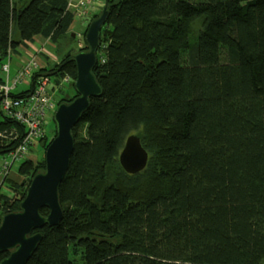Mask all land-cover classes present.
<instances>
[{
  "label": "trees",
  "instance_id": "1",
  "mask_svg": "<svg viewBox=\"0 0 264 264\" xmlns=\"http://www.w3.org/2000/svg\"><path fill=\"white\" fill-rule=\"evenodd\" d=\"M68 4L0 0V61L35 38L71 35ZM108 9L94 68L102 94L72 129L63 219L38 230L26 264H264V0H109ZM79 51L32 80L68 75L74 85ZM23 128L0 119V154ZM131 134L149 152L136 174L119 162ZM42 157L20 163L21 183L7 179L0 222L45 169Z\"/></svg>",
  "mask_w": 264,
  "mask_h": 264
},
{
  "label": "water",
  "instance_id": "2",
  "mask_svg": "<svg viewBox=\"0 0 264 264\" xmlns=\"http://www.w3.org/2000/svg\"><path fill=\"white\" fill-rule=\"evenodd\" d=\"M109 0H105L100 14L92 19L85 32L87 49L74 55L77 95L71 101H61L54 114L55 136L44 153L45 169L31 179L19 209L2 216L0 222V252L8 251L0 264H26L42 239L45 226H57L63 219L59 187L70 166L74 149L73 127L90 106L91 98L99 97L102 88L94 74L98 62L97 50L101 45V29L109 15ZM75 36V34H72ZM35 81L32 80L31 89ZM149 152L137 134L127 137L119 155L125 172L136 174L148 164ZM48 208L47 215L41 213Z\"/></svg>",
  "mask_w": 264,
  "mask_h": 264
},
{
  "label": "built area",
  "instance_id": "3",
  "mask_svg": "<svg viewBox=\"0 0 264 264\" xmlns=\"http://www.w3.org/2000/svg\"><path fill=\"white\" fill-rule=\"evenodd\" d=\"M104 1L69 0L68 6L74 15L86 19L93 9L103 6ZM10 58L9 54L8 61H4L1 66L6 77L0 83V112L3 116L23 125L24 128L15 147L8 152L7 156H3L2 168L6 174L11 170L14 162L31 159V148L36 146L38 140L41 142L46 137V122L54 120L58 106L55 96L61 91L63 82H69L68 75L62 76L60 80H57L55 76L46 75L40 77L32 90L33 72L44 67L39 58L33 56L25 61L11 78L9 76ZM23 84L28 87L15 93L18 86Z\"/></svg>",
  "mask_w": 264,
  "mask_h": 264
},
{
  "label": "rangeland",
  "instance_id": "4",
  "mask_svg": "<svg viewBox=\"0 0 264 264\" xmlns=\"http://www.w3.org/2000/svg\"><path fill=\"white\" fill-rule=\"evenodd\" d=\"M75 1V0H74ZM101 9H95L93 10L94 12H97ZM91 20L88 21V19H85L83 20L82 18L78 17L75 15L74 17V20H73V23H72V26H71V31H72V34H77V37L74 38L72 36V34H65L64 36L61 37V39L56 42V43H51L50 41L47 42V45L45 46L46 49L48 50V53L50 54V58H49V65H48V68H51L55 65V63H60V60H61V57L64 56V54L72 49L74 50H80V48L78 49V42L79 40H81L82 44L84 45L85 44V39H84V30H85V27L88 26V24L90 23ZM105 39V35H102V39ZM40 40V42H44V39L42 38H38ZM186 54L187 52H182V57H183V61H187L186 59ZM42 56H39L40 58H43V60L41 59V64H43V61H44V58L47 59L48 57L45 56L44 54H41ZM36 56L37 58H39L37 55H34ZM226 56H227V50L226 48H222L221 50V57H222V60L225 62L226 61ZM13 60H14V55H13V59H12V63H11V69L14 70L16 67L17 69H19L20 66H14V63H13ZM4 61H8V57L5 59V60H1L0 61V77L1 78H4V73L1 69V66H2V62ZM24 63V62H23ZM22 63V64H23ZM21 64V65H22ZM16 69V70H17ZM24 85V84H23ZM23 85H19L18 88L15 90V93H18L21 89H25L27 88L28 86H23ZM76 94V89L73 85V82H63V86L61 88V91L58 92L55 96V99H56V102H59L62 100V98H65L66 97V100L69 98V97H72ZM59 104V103H58ZM3 117L2 113L0 112V119ZM53 130H55V122L54 120L53 121H47L46 122V125H45V132H46V136H47V141H49L52 136H53ZM45 138V137H44ZM53 139V138H52ZM51 142V140H50ZM32 150V156H31V162L33 164V167L37 166L39 164V161L42 160V156L44 155L45 153V150L43 151L42 149V145L40 143V140L37 141L36 143V146L32 147L31 148ZM8 153H6L5 155L3 154H0V156H7ZM20 161H16L14 162L13 164V167H12V172H17V169H18V166L20 165ZM24 179V177H23ZM22 179V180H23ZM111 180H114V176L113 174L109 173V176L106 180L105 183H108V182H111ZM8 194L10 193V191H7V189H4ZM12 195H14L12 193Z\"/></svg>",
  "mask_w": 264,
  "mask_h": 264
},
{
  "label": "crops",
  "instance_id": "5",
  "mask_svg": "<svg viewBox=\"0 0 264 264\" xmlns=\"http://www.w3.org/2000/svg\"><path fill=\"white\" fill-rule=\"evenodd\" d=\"M70 30H71V28H70ZM41 45H43V47L45 48V50L48 51L46 49V47H45L47 45V42H46V44H45V42H40V40L38 38H36V40L34 42H31V43H29L27 45L21 44L20 46L17 47V50L11 54L10 62L12 63V59H13V55H14V60H13L14 66H16L18 64L17 66H20L21 67V64L23 62L30 60V58H32L34 55H37L38 57L39 56H42L39 53V51H42L40 49L42 47ZM45 55H48L49 56L48 53H46ZM41 59L43 60V58H40L39 57L40 62H41ZM16 69H17V67L14 70H12V69L10 70V75H9L10 78L13 77L14 73L16 72ZM5 77H6V74L4 73V78H1L0 77V79H5ZM3 158H4L3 156H0V191L7 193L4 189H7V191H11L10 188H9V186L7 185V182H6L7 179L8 180L10 179L12 181H16L18 183H21L23 181L22 180L23 179V176L18 173V170H17V172H12V168L6 174V172H4V170L2 168Z\"/></svg>",
  "mask_w": 264,
  "mask_h": 264
},
{
  "label": "bare ground",
  "instance_id": "6",
  "mask_svg": "<svg viewBox=\"0 0 264 264\" xmlns=\"http://www.w3.org/2000/svg\"><path fill=\"white\" fill-rule=\"evenodd\" d=\"M83 20H85V19H83ZM72 36H73V35H72ZM73 37L76 38V37H77V34H75V36H73ZM42 39H43V38H42ZM84 39H85V36H84ZM35 40H36V38H35ZM35 40H34V41H35ZM34 41H33V42H34ZM44 42H45V44H46V42H49V40H48V39H45ZM85 42H86V41H85ZM101 42H102V36H101ZM30 43H31V42H30ZM28 44H29V43H28ZM86 45H87V44H86ZM41 46H42V47H41L40 49H41L42 51H39V53H40V54L43 53L44 55H45L46 53H48V51L45 50V48L43 47V45H41ZM83 46H84V45L82 44L81 40H79V42H78V47H77V48H78V49L80 48V50H81V49L83 48ZM98 49H99V48H98ZM83 50H84V49H83ZM48 54H49V53H48ZM45 56H47L48 58H47V59L44 58L43 66H44V67H48V65H49V61H48V59L50 58V54H49V56H48V55H45ZM63 76H65V75H63ZM60 78H61V77H60ZM1 82H3V79L0 80V83H1ZM38 82H39V81H37V82L34 84V86H35ZM0 85H1V84H0Z\"/></svg>",
  "mask_w": 264,
  "mask_h": 264
}]
</instances>
